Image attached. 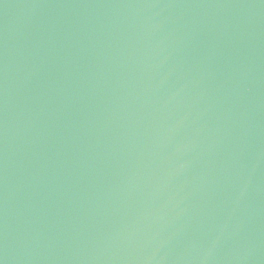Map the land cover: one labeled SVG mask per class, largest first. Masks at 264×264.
I'll use <instances>...</instances> for the list:
<instances>
[{"label":"water","instance_id":"obj_1","mask_svg":"<svg viewBox=\"0 0 264 264\" xmlns=\"http://www.w3.org/2000/svg\"><path fill=\"white\" fill-rule=\"evenodd\" d=\"M0 264H264V0H0Z\"/></svg>","mask_w":264,"mask_h":264}]
</instances>
